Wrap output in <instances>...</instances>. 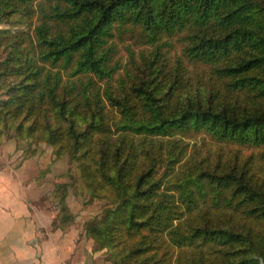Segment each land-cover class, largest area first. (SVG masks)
I'll use <instances>...</instances> for the list:
<instances>
[{
  "label": "trees",
  "instance_id": "obj_1",
  "mask_svg": "<svg viewBox=\"0 0 264 264\" xmlns=\"http://www.w3.org/2000/svg\"><path fill=\"white\" fill-rule=\"evenodd\" d=\"M9 137L76 163L111 264H264V0H0Z\"/></svg>",
  "mask_w": 264,
  "mask_h": 264
},
{
  "label": "crops",
  "instance_id": "obj_2",
  "mask_svg": "<svg viewBox=\"0 0 264 264\" xmlns=\"http://www.w3.org/2000/svg\"><path fill=\"white\" fill-rule=\"evenodd\" d=\"M31 164L29 158L17 170L0 166V264H111L83 221L66 230L53 227L58 209L42 200L47 191L52 198L54 184L29 176Z\"/></svg>",
  "mask_w": 264,
  "mask_h": 264
},
{
  "label": "rangeland",
  "instance_id": "obj_3",
  "mask_svg": "<svg viewBox=\"0 0 264 264\" xmlns=\"http://www.w3.org/2000/svg\"><path fill=\"white\" fill-rule=\"evenodd\" d=\"M125 37L124 43L120 45V52L118 55V57H121L123 63L126 62L127 59L125 45L133 42L128 36ZM136 49L139 50L140 48L136 46ZM201 138L203 139L204 135L199 136L194 141L200 144L202 140ZM205 139L209 140L207 137H205ZM25 148L26 146L24 143L18 145L16 140L10 137L7 138L5 143H0V166L15 165L17 170L24 160L31 158L32 164L28 168L29 176L37 177L39 180L45 179L43 184L45 183L49 186V183L52 185L55 184L56 181H66L69 183L71 187L69 189L68 202L72 212L77 217V221H75L76 225L77 223L80 225L83 222L85 223L91 216H94L101 211L105 201L89 200L88 191L79 179V171L75 162H71L66 156L60 159L55 158L52 149L46 144H42L35 155H28L25 153ZM43 197L42 202L44 205H49L50 207L56 206L53 203V197L51 198V195H49V191H47Z\"/></svg>",
  "mask_w": 264,
  "mask_h": 264
}]
</instances>
